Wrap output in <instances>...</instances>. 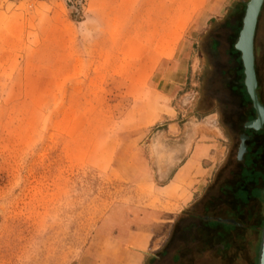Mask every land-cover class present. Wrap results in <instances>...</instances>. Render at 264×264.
Here are the masks:
<instances>
[{
  "label": "rangeland",
  "instance_id": "rangeland-1",
  "mask_svg": "<svg viewBox=\"0 0 264 264\" xmlns=\"http://www.w3.org/2000/svg\"><path fill=\"white\" fill-rule=\"evenodd\" d=\"M248 1L122 3L118 79L117 40L90 55L100 26L87 22L88 0H0V264H76L110 209H156L159 184L198 149L186 185L192 201L204 194L249 116L233 47ZM255 28L264 80V0ZM129 80L143 88L125 93ZM140 112L149 126L136 125ZM168 231L143 264H219L212 251L182 256ZM238 251L228 264H246Z\"/></svg>",
  "mask_w": 264,
  "mask_h": 264
},
{
  "label": "flooded vegetation",
  "instance_id": "flooded-vegetation-1",
  "mask_svg": "<svg viewBox=\"0 0 264 264\" xmlns=\"http://www.w3.org/2000/svg\"><path fill=\"white\" fill-rule=\"evenodd\" d=\"M254 37L255 93L264 112L261 98L264 80L260 79L255 62V51L256 55L260 53L262 46L255 43ZM240 66L243 80L236 81V87L247 101L245 108L249 116L234 130L238 136L234 159H226L204 194L174 220L165 240L169 247L189 249L182 256L196 257L212 251L219 264H228L236 249H239L238 255L243 262L253 264V257L249 254L255 245L254 235L261 234L264 223V120L259 128H254L252 122L257 118V110L245 85L242 60ZM261 147L263 153L254 154ZM259 242L260 237L258 246ZM172 250L171 257H182L178 250Z\"/></svg>",
  "mask_w": 264,
  "mask_h": 264
},
{
  "label": "crops",
  "instance_id": "crops-1",
  "mask_svg": "<svg viewBox=\"0 0 264 264\" xmlns=\"http://www.w3.org/2000/svg\"><path fill=\"white\" fill-rule=\"evenodd\" d=\"M142 1L88 0L91 14L87 17V22H91L93 27L100 26L99 31L93 33V38L95 35L100 37V39H97L99 37L94 38L93 45L96 51L90 55L94 57L109 55L110 52L106 48H108L109 43L117 40L116 51L118 53L116 55L119 60L115 66L117 69H113L112 72H117L118 79H121V5L125 3L126 7L140 12ZM137 43L138 45L141 44L140 38H138ZM134 48H136L135 45ZM99 49L101 54H98ZM166 56L167 51L164 52L163 50V57ZM101 71L107 72L104 69ZM124 87L125 93L128 91L130 95L133 92H130V88H143L142 83L136 80H129ZM135 120L138 122L136 125L140 128L151 124L145 122L143 112H140ZM199 156L200 150L198 149L191 159L183 162L168 180L159 184L156 209L145 210L140 205L137 206L134 199H127V202H121L117 207L110 209L97 227L100 234L97 233L95 237H100L101 240H93V243L86 247L76 264H143L149 250H153L156 243L163 238L164 233L171 228L174 220L193 200L194 183L186 185V181L190 179V171ZM142 173L140 172L138 177H128L136 184L144 179Z\"/></svg>",
  "mask_w": 264,
  "mask_h": 264
},
{
  "label": "water",
  "instance_id": "water-1",
  "mask_svg": "<svg viewBox=\"0 0 264 264\" xmlns=\"http://www.w3.org/2000/svg\"><path fill=\"white\" fill-rule=\"evenodd\" d=\"M263 0H249L246 4L242 27L239 32L234 47L240 51L241 60L244 67L245 85L250 98L257 110V118L253 121L254 128H259L264 120V112L262 105L258 102L255 93V73H254V56H253V37L256 26L257 17ZM264 197V190H263ZM257 264H264V223L260 234V242L258 246Z\"/></svg>",
  "mask_w": 264,
  "mask_h": 264
}]
</instances>
